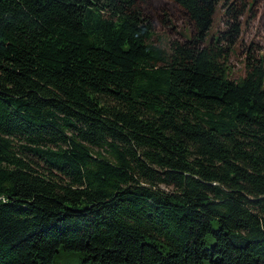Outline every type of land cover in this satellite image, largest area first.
<instances>
[{
  "label": "trees",
  "instance_id": "obj_1",
  "mask_svg": "<svg viewBox=\"0 0 264 264\" xmlns=\"http://www.w3.org/2000/svg\"><path fill=\"white\" fill-rule=\"evenodd\" d=\"M252 7L0 0V264H264Z\"/></svg>",
  "mask_w": 264,
  "mask_h": 264
},
{
  "label": "rangeland",
  "instance_id": "obj_2",
  "mask_svg": "<svg viewBox=\"0 0 264 264\" xmlns=\"http://www.w3.org/2000/svg\"><path fill=\"white\" fill-rule=\"evenodd\" d=\"M243 1H245L248 5H252L253 6L252 13L253 14L255 13L254 16L252 15L253 18L249 22L247 20V17L249 16L250 13H247V17H244L243 19H241V22L243 25V39H245L247 42H250L253 40L257 41L263 46L264 36H260L259 31L264 29L263 19L260 16L262 14V9H264V0H243ZM245 24L248 26L247 29H246ZM221 27L223 28L224 26H221ZM21 143L22 142L17 141V144L20 145ZM160 189L165 192H171L173 190V187L161 185Z\"/></svg>",
  "mask_w": 264,
  "mask_h": 264
}]
</instances>
